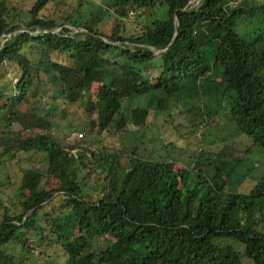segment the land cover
Returning <instances> with one entry per match:
<instances>
[{"label": "trees", "instance_id": "1", "mask_svg": "<svg viewBox=\"0 0 264 264\" xmlns=\"http://www.w3.org/2000/svg\"><path fill=\"white\" fill-rule=\"evenodd\" d=\"M0 38V264H264V173L233 191L247 153L223 140L181 165L125 145L189 105L264 154V3L0 0ZM59 108L89 143L53 134Z\"/></svg>", "mask_w": 264, "mask_h": 264}, {"label": "rangeland", "instance_id": "2", "mask_svg": "<svg viewBox=\"0 0 264 264\" xmlns=\"http://www.w3.org/2000/svg\"><path fill=\"white\" fill-rule=\"evenodd\" d=\"M244 2L246 5L250 6L253 4L256 5L264 3V0H244ZM195 5V3H191L190 7ZM154 10L159 14V19L164 18V13L166 11L165 5H161L160 2H158L155 5ZM68 13L69 9L67 7L54 5L47 6V8L43 11L44 15L54 17L58 21V16H66ZM260 20V16L255 17L249 26L251 24L258 26ZM130 21V19L124 21L125 24H127L128 30L133 28V25L130 23ZM113 26L114 21L110 20V23L107 25L104 33L108 35ZM253 28L254 26H251V29ZM235 32L239 35L242 33L237 29ZM248 32L249 35H247L248 33L245 32L246 38H251L250 35L252 34V31L248 30ZM215 45L216 44L205 48V51L208 55L212 50L210 48H214ZM137 104L144 106L145 99L141 102H132L129 104L130 106L128 105V108ZM125 107L127 106L125 105ZM202 108L203 106L199 105L196 110L200 111ZM175 109H177V107ZM180 110L181 111L179 113L184 114L185 116H179L178 114H175L171 119L158 118L156 120L150 121L145 128L139 130L135 129L134 132L129 137H127L125 145H128L129 143L136 140L138 153L142 157L157 161L165 159L184 165L191 162L192 156L195 155L194 153L196 151L208 152L210 148L217 151L222 146L223 140H226L233 143L240 152L247 153L248 155V161L245 166L248 175L244 177L243 181H238L236 183V187L233 188L234 192L248 189L252 185V182L250 181L256 176H259L261 173H264V154L262 151L257 147H253L249 141L238 135L230 123L217 121V123H214V127H206L205 122L202 121L198 116H195L193 106L181 105ZM80 117V113H75L69 117L66 110L63 109L62 111L59 108L57 112H55L54 118L57 126L54 128L53 134L57 137H67V139L73 143L76 142L75 138L81 139L82 143H89L91 140L90 134H87L83 130L85 126L79 125L81 121ZM71 125L74 126L73 129H70V127H72ZM80 134H82V136H80ZM172 144L174 145L173 149L168 150V147ZM180 146L182 148H179ZM24 165L25 166L23 167L30 166L28 164ZM251 166H253V169H250ZM239 178H241V176H239ZM14 253L17 255L20 253V251L15 249ZM57 260V263L62 262L61 258H58ZM45 263L46 261L42 260L41 257L39 262L35 253L34 256L30 257V264Z\"/></svg>", "mask_w": 264, "mask_h": 264}, {"label": "water", "instance_id": "3", "mask_svg": "<svg viewBox=\"0 0 264 264\" xmlns=\"http://www.w3.org/2000/svg\"><path fill=\"white\" fill-rule=\"evenodd\" d=\"M58 30V29H55V31ZM37 32H40V30H38ZM0 41H2V38H0ZM149 48V47H148ZM152 52H154L155 54L159 53V51H156L152 48H149Z\"/></svg>", "mask_w": 264, "mask_h": 264}]
</instances>
